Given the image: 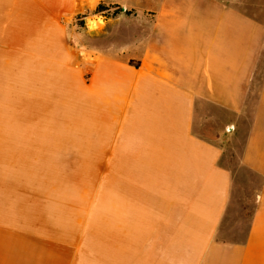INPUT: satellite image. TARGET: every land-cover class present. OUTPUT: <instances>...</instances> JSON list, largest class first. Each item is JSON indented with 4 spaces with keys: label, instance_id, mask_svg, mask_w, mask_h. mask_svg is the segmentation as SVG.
Masks as SVG:
<instances>
[{
    "label": "crops",
    "instance_id": "1",
    "mask_svg": "<svg viewBox=\"0 0 264 264\" xmlns=\"http://www.w3.org/2000/svg\"><path fill=\"white\" fill-rule=\"evenodd\" d=\"M89 1L0 0V264H264V4Z\"/></svg>",
    "mask_w": 264,
    "mask_h": 264
},
{
    "label": "rangeland",
    "instance_id": "2",
    "mask_svg": "<svg viewBox=\"0 0 264 264\" xmlns=\"http://www.w3.org/2000/svg\"><path fill=\"white\" fill-rule=\"evenodd\" d=\"M158 0H98L94 4V0L88 2L92 6L87 10L85 21L87 27H93L94 32L88 34V44L103 43L109 44L110 42H117L121 44L125 42L126 38L134 35L135 41L140 44L146 35V32L151 23L150 11L156 7ZM247 2L254 3L260 1L264 4V0H246ZM101 4L105 8L100 13H95L96 7ZM253 10L251 7H247ZM75 23L79 25L76 19ZM83 25H81L82 27ZM124 39V40H122ZM254 101H251V103ZM200 114L203 116L205 113L216 114L219 116L217 110L210 108L206 105L200 104ZM204 121V117L199 118V123ZM237 137V141H238ZM241 138V136H240ZM225 146V145H224ZM224 155L222 160L230 168H234L237 162V153L233 152L230 148L224 147ZM229 151V152H228ZM236 168V167H235Z\"/></svg>",
    "mask_w": 264,
    "mask_h": 264
},
{
    "label": "trees",
    "instance_id": "3",
    "mask_svg": "<svg viewBox=\"0 0 264 264\" xmlns=\"http://www.w3.org/2000/svg\"><path fill=\"white\" fill-rule=\"evenodd\" d=\"M105 8L103 7V5L99 4L96 9H95V13H100L102 11H104ZM78 21H79V25L81 26L83 24L82 20H81V17L80 16H77L76 18Z\"/></svg>",
    "mask_w": 264,
    "mask_h": 264
}]
</instances>
